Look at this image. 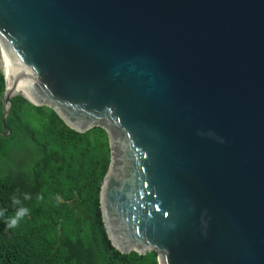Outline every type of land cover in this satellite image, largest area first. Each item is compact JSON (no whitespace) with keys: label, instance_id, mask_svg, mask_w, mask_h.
Returning a JSON list of instances; mask_svg holds the SVG:
<instances>
[{"label":"water","instance_id":"1","mask_svg":"<svg viewBox=\"0 0 264 264\" xmlns=\"http://www.w3.org/2000/svg\"><path fill=\"white\" fill-rule=\"evenodd\" d=\"M0 66L4 125L21 95L107 130L120 252L264 264V0H0Z\"/></svg>","mask_w":264,"mask_h":264},{"label":"trees","instance_id":"2","mask_svg":"<svg viewBox=\"0 0 264 264\" xmlns=\"http://www.w3.org/2000/svg\"><path fill=\"white\" fill-rule=\"evenodd\" d=\"M5 88L0 66V264H159L156 251L120 252L106 231L100 193L111 163L107 130L77 131L53 108L21 95L12 97L4 125ZM19 207L29 211L10 229L7 218Z\"/></svg>","mask_w":264,"mask_h":264},{"label":"clouds","instance_id":"3","mask_svg":"<svg viewBox=\"0 0 264 264\" xmlns=\"http://www.w3.org/2000/svg\"><path fill=\"white\" fill-rule=\"evenodd\" d=\"M25 199H28V196L24 197ZM13 204H20V200L13 198ZM28 208L26 207H19L15 213L7 218L6 224L7 227L10 229H14L19 226L21 220L27 215L28 213ZM5 215V210H0V216Z\"/></svg>","mask_w":264,"mask_h":264},{"label":"bare ground","instance_id":"4","mask_svg":"<svg viewBox=\"0 0 264 264\" xmlns=\"http://www.w3.org/2000/svg\"><path fill=\"white\" fill-rule=\"evenodd\" d=\"M6 76V75H5ZM7 80L10 82L12 80V78L6 76Z\"/></svg>","mask_w":264,"mask_h":264}]
</instances>
